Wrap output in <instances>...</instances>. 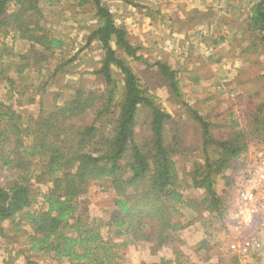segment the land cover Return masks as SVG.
Here are the masks:
<instances>
[{"label": "trees", "instance_id": "obj_1", "mask_svg": "<svg viewBox=\"0 0 264 264\" xmlns=\"http://www.w3.org/2000/svg\"><path fill=\"white\" fill-rule=\"evenodd\" d=\"M77 8L91 13L97 26L84 46L66 59L72 40L56 32L59 22L48 20L52 12L43 10L42 0H0V93L7 97V102L0 101V168L14 172L11 180L0 184V241L9 247L18 237L26 238L25 248L14 249L25 264H38L40 257L50 264H116L121 258L89 224L92 183L108 179L107 190L116 195L112 225L130 235L134 244L171 247L175 263L188 264L180 262L181 253L174 246L186 229L176 219L183 217L177 205L186 201L171 159L174 151L166 144L165 129L172 117L146 95L130 67L128 58L145 60L138 56L128 32L116 23L106 0H78ZM250 19L253 31L264 32V0H257ZM9 39H18L27 48L16 52L9 48ZM94 43L101 45L103 57L93 75L103 79L104 91L77 88L64 97L63 88L50 83V78L65 75L67 67ZM56 60L61 62L57 67ZM153 66L180 98L176 72L163 63ZM28 79L33 80L30 87L23 84ZM117 82L123 85L121 102L116 101ZM141 107L152 116L148 152L138 145L134 131ZM192 113L201 124L206 151L204 164L188 176L194 188L205 192L206 210L223 216L229 207L218 195L216 183L228 179L226 172L235 169V160L248 149V136L260 128L253 125L251 132L235 131L217 140L210 124ZM207 148L213 149L214 157ZM42 183L52 186L42 195L41 206L32 210L38 203L35 185ZM24 224L28 229H22Z\"/></svg>", "mask_w": 264, "mask_h": 264}, {"label": "rangeland", "instance_id": "obj_2", "mask_svg": "<svg viewBox=\"0 0 264 264\" xmlns=\"http://www.w3.org/2000/svg\"><path fill=\"white\" fill-rule=\"evenodd\" d=\"M256 3L257 0H106L116 23L128 32L138 56L145 60L128 58L130 67L138 75L146 95L172 117L165 129L166 144L174 151L171 159L176 162L179 190L186 201V205H177L183 217L176 216V219L186 226L174 245L181 253L180 262L200 264L209 258L211 264H234L232 245L242 237L253 244L242 257L255 254L259 260L264 259V219L260 217L245 230L247 228H240L233 221L229 209L223 216L208 212L207 204L203 203L205 192L194 188L188 176L196 166L204 164L206 151L201 124L194 119L192 111L210 124L211 135L217 140L226 139L235 131L251 132L255 125L260 128L259 133L248 136L245 153L251 156L264 153V32L253 31L250 19ZM42 5L44 11L52 12L48 20L59 22L56 32L71 38L72 46L68 47L66 59L72 58L86 43L97 20L91 13L78 12V0H42ZM66 8L68 10H64ZM7 42L16 52L27 48L18 39ZM118 53L123 57L120 51ZM102 57L101 45L94 43L67 67L65 75L50 78L49 82L63 88L64 97L77 88L103 92V79L93 75L100 69ZM158 62L176 72L180 98L172 92L169 80L153 66ZM60 64L59 60L54 63L56 67ZM114 77L120 80L117 72ZM31 83L33 80L28 79L23 84L30 87ZM117 83L116 101L121 102L123 85ZM6 98L0 93V101L7 102ZM29 112L35 113L34 110ZM151 118L150 110L141 107L134 124L136 142L147 152L152 141ZM207 153L214 157L212 148H207ZM13 176L12 170L0 168V184ZM234 177L219 178L216 183L217 193L228 207L234 197ZM110 182L101 179L92 183L89 224L112 249V254L121 258L115 260L116 264L174 261L176 256L171 247L159 249L153 243L134 244L130 235L112 225L116 195L107 190L106 184ZM51 186L48 183L35 185L38 203L32 210L41 206L42 195ZM191 203L192 206L188 205ZM22 229L28 228L24 224ZM25 241L26 238L18 237L8 247L6 241L1 240L0 264H25V258L14 254V249L25 248ZM37 262L51 263L46 257L38 258Z\"/></svg>", "mask_w": 264, "mask_h": 264}, {"label": "built area", "instance_id": "obj_3", "mask_svg": "<svg viewBox=\"0 0 264 264\" xmlns=\"http://www.w3.org/2000/svg\"><path fill=\"white\" fill-rule=\"evenodd\" d=\"M243 169L235 179L234 197L229 204V213L240 228L253 226L261 217L264 219V153L244 158ZM253 246L242 237L232 249L245 256Z\"/></svg>", "mask_w": 264, "mask_h": 264}, {"label": "crops", "instance_id": "obj_4", "mask_svg": "<svg viewBox=\"0 0 264 264\" xmlns=\"http://www.w3.org/2000/svg\"><path fill=\"white\" fill-rule=\"evenodd\" d=\"M247 154V155H246ZM249 154L248 153H245L240 159H238V160H235V162H234V165H235V169H229L227 172H231V173H233V174H229V173H227L226 174V176L228 177L229 175H235V179H236V177H238V175H239V173L242 171V169H243V161H244V158L246 157V156H248ZM240 164L242 165V166H240ZM240 166V168L238 169V167ZM237 169H238V171H237ZM238 174V175H237ZM237 175V176H236ZM254 249V248H253ZM253 254H254V252H253ZM234 257H236L235 258V260H234V262H232V263H234V264H264V259H258V257H255V254L253 255V257H242L240 254H238V253H236V252H234ZM264 255V254H263ZM257 258V259H256ZM210 259L209 258H207L206 260H204L203 259V261H202V263H200V264H208L210 261H209ZM174 261H176L175 259H174ZM174 261H172L174 264H176ZM210 264H211V262H210Z\"/></svg>", "mask_w": 264, "mask_h": 264}]
</instances>
